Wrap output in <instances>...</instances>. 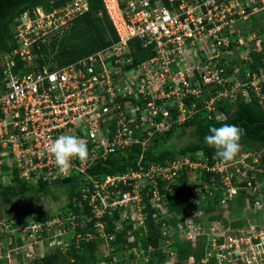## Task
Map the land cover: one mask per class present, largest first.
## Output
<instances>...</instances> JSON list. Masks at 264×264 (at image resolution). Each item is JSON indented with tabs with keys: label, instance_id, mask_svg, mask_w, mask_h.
Returning <instances> with one entry per match:
<instances>
[{
	"label": "built area",
	"instance_id": "obj_1",
	"mask_svg": "<svg viewBox=\"0 0 264 264\" xmlns=\"http://www.w3.org/2000/svg\"><path fill=\"white\" fill-rule=\"evenodd\" d=\"M102 2L117 33L110 45L53 69L39 65L34 45L89 9V0H69L24 11L15 26L17 45L0 54V190L15 178L33 186L62 180L49 151L60 135L82 139L89 150L88 161L73 158L69 171V178L76 171L85 180L82 214L31 212L26 225L11 214L1 218L0 203V264H11L22 248L35 259L45 248L65 253L72 239L109 242L122 230L128 243L135 242L150 230L149 208L165 256L153 264H177L180 243L203 249L199 259L192 254L184 264H264L260 150L241 146L229 162L181 154L122 173H92L101 160L136 144L144 158L156 136L200 111L217 118L225 102L264 104V58L261 67L244 68L264 40L255 34L245 39L242 31L264 0ZM140 47L154 55L136 61ZM243 193V209L232 215L230 207L240 205ZM132 250L135 255L128 257L127 250L120 264H151L156 248L139 243ZM98 264H107L106 258Z\"/></svg>",
	"mask_w": 264,
	"mask_h": 264
},
{
	"label": "trees",
	"instance_id": "obj_2",
	"mask_svg": "<svg viewBox=\"0 0 264 264\" xmlns=\"http://www.w3.org/2000/svg\"><path fill=\"white\" fill-rule=\"evenodd\" d=\"M68 1L0 0V54L4 50L12 51L17 45L15 26L17 24V18L24 11L37 6H42L50 10L61 7ZM251 20L253 21L251 31L258 30L260 36L264 35V24H261L260 20L256 19L254 15L251 17ZM115 40H117V33L105 12L102 0H89V9L84 14L74 18L62 32L54 33L48 40L36 43L33 51L37 55L36 61L39 65H46L53 69L56 66L75 61L106 47ZM139 52L141 55H136V61L154 55L151 48L140 47ZM251 57L254 62L251 64L246 63L244 68L255 69L261 67L263 65L264 49L253 51ZM220 111L227 116L226 119L219 120L216 116L210 115L209 112L200 111L183 124L174 126L167 133L156 136V143L148 146L144 153V158L140 157L142 146L136 144L135 146L127 148L126 151H119L117 154L109 156L108 159L101 160L93 167L92 173L98 175L122 173L125 170L136 169L140 164L149 166L153 163H164L166 160H170L176 155L181 154H190L193 158L195 154H199V156L205 155L213 159L216 156V150L205 142V136L209 134L208 129L210 126L220 127L223 123L233 124L242 128L244 135L242 136L240 145L245 149L260 150L264 162V104L259 103L258 100L251 102L239 101L235 103L225 102L220 106ZM177 131H180L181 136L179 138H183V143H180L178 149H172L168 145V141ZM160 140L164 141L162 148H159ZM182 178V182H184V179L187 178L186 173L182 175ZM14 181V184L7 186L1 184L0 203L4 206L9 204L14 198L26 195L29 189H35L37 193H49L51 192V187L58 185L62 180L53 181L52 183L41 181L34 186L25 184L17 178ZM83 181L85 180L80 179L77 175L76 177L71 176L70 182L67 183L73 186H71L70 192H67L68 200L62 208L66 216L70 212L77 215L82 214V208L79 207L78 202L82 200L80 187ZM244 196L245 193H243L239 200L240 209L243 207ZM176 202L179 205H183L182 200H176ZM212 208V204L207 206V209ZM149 209L148 225L150 230L144 238H139L138 236L135 242L128 243L125 238L126 230L118 231L116 237L109 242H106L103 238H92L88 241L85 239L77 241L71 238V244L65 253L56 249L45 253L43 257L35 258L34 261L37 264H98L103 258H106L107 264H111L116 259L119 261L116 263L120 264V261L127 257V250L130 249L128 257L135 255L132 248L139 243L145 246L149 244L155 246L156 250L152 252L151 264L154 263L155 258L164 260L165 256L159 250V227L152 216L154 210ZM86 211L88 212L89 210L86 209ZM216 217H221V215H217ZM76 232H78L76 229L73 230V235ZM104 247H108V255L104 253ZM178 251L179 262L177 264H184L192 254L199 259L203 253V249H194L189 243H180L178 245Z\"/></svg>",
	"mask_w": 264,
	"mask_h": 264
},
{
	"label": "rangeland",
	"instance_id": "obj_3",
	"mask_svg": "<svg viewBox=\"0 0 264 264\" xmlns=\"http://www.w3.org/2000/svg\"><path fill=\"white\" fill-rule=\"evenodd\" d=\"M255 18L260 20L261 24H264V7H261L259 11L254 14ZM253 26V21L251 18L245 23V28L242 27V31L244 33V38L252 41L253 34L260 36L258 30L251 31V27ZM63 31V30H62ZM61 31V32H62ZM264 40V35L260 36ZM0 65H1V55H0ZM181 136L180 131L174 133L173 137H171L168 141V145L172 149H178L180 143H183V138H179ZM179 140V141H178ZM164 144L163 140L159 142V148H162ZM72 175L74 177L77 176V172L73 171ZM72 184H64L62 181L58 185H53L51 187V192L49 193H37L35 189H29L26 195H22L20 197L14 198L9 204L5 205L2 209V217H7L6 215H12L10 219L16 218L17 220H22L21 222L24 224H28L31 218V212H34L39 216H49L55 214L58 210H62L63 206L67 203L68 196L67 192H70ZM19 216L15 217L18 213ZM5 214V215H4ZM66 237H70V233L66 235ZM54 251L52 248H45V253ZM19 258L13 259L12 255V263L11 264H37L34 261L31 255H28L25 248L20 249ZM116 262L118 259L115 260ZM119 262V261H118Z\"/></svg>",
	"mask_w": 264,
	"mask_h": 264
},
{
	"label": "clouds",
	"instance_id": "obj_4",
	"mask_svg": "<svg viewBox=\"0 0 264 264\" xmlns=\"http://www.w3.org/2000/svg\"><path fill=\"white\" fill-rule=\"evenodd\" d=\"M208 133L205 136V142L216 150V157L225 162L233 161L237 157L241 147L240 141L244 135L242 128L233 124L223 123L220 127L210 126ZM49 151L54 156L55 164L64 178L69 177L73 158H78L82 163L87 162L89 159V150L86 142L72 135H60L50 145Z\"/></svg>",
	"mask_w": 264,
	"mask_h": 264
},
{
	"label": "crops",
	"instance_id": "obj_5",
	"mask_svg": "<svg viewBox=\"0 0 264 264\" xmlns=\"http://www.w3.org/2000/svg\"><path fill=\"white\" fill-rule=\"evenodd\" d=\"M241 199H242V198H241ZM239 200H240V199H239ZM230 209H231L230 212H231L232 215H237V214H240V213H241L243 207L240 209V205H237V206H232V207H230ZM223 214H224V212L222 211V212L220 213V215L223 216Z\"/></svg>",
	"mask_w": 264,
	"mask_h": 264
},
{
	"label": "water",
	"instance_id": "obj_6",
	"mask_svg": "<svg viewBox=\"0 0 264 264\" xmlns=\"http://www.w3.org/2000/svg\"><path fill=\"white\" fill-rule=\"evenodd\" d=\"M227 118V116L223 113V114H221V115H219V116H217V119H219V120H224V119H226ZM62 182L64 183V184H67V183H69L70 182V178L69 177H67V178H63L62 179Z\"/></svg>",
	"mask_w": 264,
	"mask_h": 264
}]
</instances>
